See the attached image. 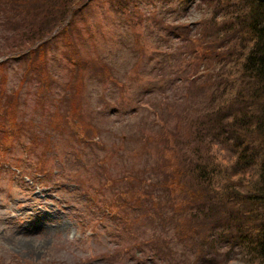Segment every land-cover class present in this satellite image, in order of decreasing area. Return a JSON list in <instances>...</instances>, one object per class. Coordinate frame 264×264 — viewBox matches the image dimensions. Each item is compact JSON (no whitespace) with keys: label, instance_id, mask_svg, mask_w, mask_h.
Listing matches in <instances>:
<instances>
[{"label":"rangeland","instance_id":"obj_1","mask_svg":"<svg viewBox=\"0 0 264 264\" xmlns=\"http://www.w3.org/2000/svg\"><path fill=\"white\" fill-rule=\"evenodd\" d=\"M4 8L0 4V17L11 11ZM26 8L19 6L21 18H30L32 7ZM210 9L203 0H91L74 27L77 50L65 48L63 35L51 40L47 71L41 68L46 79L33 73L32 57L0 55V125L13 135L3 139L0 161V264H166L153 251L169 228H156L153 212L138 218L149 222L145 230L134 228L133 221L125 222L131 213L117 204L142 201L143 181L163 160L179 166L174 150L184 145L168 126L186 134L188 120L178 115L189 118V108L200 106L210 91L207 75L216 79L223 69L232 74L230 64L215 57L224 42L216 46L213 34L221 31L208 23L222 11ZM2 21L0 52L8 38L16 43V33L9 35ZM69 56L85 64L76 68ZM74 84L82 88L77 98ZM67 113L94 128L88 147L73 139L83 134L73 124L67 128ZM217 160L228 164L218 154ZM120 187L132 190L114 195Z\"/></svg>","mask_w":264,"mask_h":264},{"label":"trees","instance_id":"obj_2","mask_svg":"<svg viewBox=\"0 0 264 264\" xmlns=\"http://www.w3.org/2000/svg\"><path fill=\"white\" fill-rule=\"evenodd\" d=\"M87 1L91 0H0L1 5L5 4V12L11 7L10 12L0 17L2 26L9 35L16 33L12 35L16 43L12 45L8 38V47L0 55L16 54L17 59L32 57L33 73L45 78L41 68L47 71L51 40L63 35L65 48L77 50L74 27ZM203 1H207L212 10L222 11L219 19L209 17L208 23L211 29L221 31V35L213 34L214 42H219L216 46L224 42L217 48V52L223 53H216L215 57L219 62L230 64L232 74L226 75L223 69L216 79L209 80L207 75L210 91L203 95L205 99L200 100V106L189 108V118L178 115L182 121L188 120L186 134L168 126L176 143L184 145L183 151L174 150V157H181L179 166L174 167L171 160L164 162L161 157L162 169L143 181V200L133 203L126 198L117 206H126L132 217L126 215L125 222L133 221L134 228L138 224L142 230L146 229L149 222L138 221L146 212H153L156 228H169L153 251L154 256L164 259L166 264H230L233 261L264 264V0ZM23 3L28 6L26 10L32 7L30 18L20 17L18 8ZM23 18H28L29 23L23 21L25 23L17 26ZM208 23L206 20V25ZM170 33L169 36L175 37L177 32L170 30ZM209 35L207 32L204 37ZM184 41L185 37L174 51L181 48ZM75 57L69 56L76 68L85 64ZM75 86L73 92L77 98L82 88ZM202 106L206 110L201 115ZM68 114L65 117L67 128L73 124V128L83 134H73V139L79 147H88L95 139L91 137L94 128H85L78 118L80 129ZM162 118L165 127L166 113ZM10 123L13 124L12 118ZM149 126L155 129L152 122ZM0 129V154H3V139L13 135L1 125ZM205 142L208 144L201 153L199 146ZM212 145L218 146L219 151L212 149ZM217 154L228 164L222 166ZM167 165H171V170H167ZM98 174L103 177V169H99ZM109 178L112 176L107 182ZM115 190L114 195H123L132 188ZM134 190H138V185ZM155 190H158L156 197Z\"/></svg>","mask_w":264,"mask_h":264},{"label":"bare ground","instance_id":"obj_3","mask_svg":"<svg viewBox=\"0 0 264 264\" xmlns=\"http://www.w3.org/2000/svg\"><path fill=\"white\" fill-rule=\"evenodd\" d=\"M18 238H19V237H18ZM18 238H17V239H18ZM12 241L15 242V243H17V242H16V238H14Z\"/></svg>","mask_w":264,"mask_h":264}]
</instances>
